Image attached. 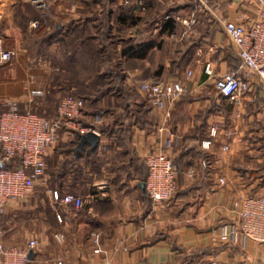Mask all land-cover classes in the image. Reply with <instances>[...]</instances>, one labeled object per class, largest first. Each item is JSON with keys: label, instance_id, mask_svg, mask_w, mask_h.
Segmentation results:
<instances>
[{"label": "crops", "instance_id": "obj_1", "mask_svg": "<svg viewBox=\"0 0 264 264\" xmlns=\"http://www.w3.org/2000/svg\"><path fill=\"white\" fill-rule=\"evenodd\" d=\"M62 1L65 5L55 7V12L62 15L75 16L84 7L82 0ZM187 2L147 0L145 8L135 11L140 17L132 23L114 20L116 28L125 33V39L143 44L139 52L118 55L123 44L114 43L117 57L123 61L125 86L144 98L137 89L139 81L160 76L181 77L189 69L190 74L183 79L185 92L171 102L162 99L156 106L146 100L128 102L132 109L123 118H113L107 112L91 113L81 96L84 105L81 122L89 126V123L105 125L110 132L95 126L93 131L98 139L94 150L88 151V144L84 143L83 152L76 157V175L64 172L60 181H56L55 166L60 160L71 163L70 153L59 146L74 134L59 132L44 152L45 206L35 207L38 197L29 193L22 198L7 199L0 214L5 246L22 244L23 236L35 237L36 245L27 258L29 264L105 259L112 264H207L209 259L217 264H240L243 257L264 264V243L241 235L236 240L218 237L221 223H236L232 200L248 193L264 194L259 183L264 161V149L259 143L263 121L256 117L252 125L241 124L240 113L231 114L230 100L218 95L212 79L202 71L206 60L216 75L230 68L228 52L236 58V47L222 30L220 21L222 18L248 21L254 14V0H206L202 11ZM116 4L122 3L116 0ZM0 8V19L4 21L0 38L5 47L14 50L9 60L0 63V111L7 107V100L13 99L19 111L37 109V113L49 116L62 92L48 81L53 67L51 56L26 40L29 29L37 25L31 27L29 21L37 19L30 18L22 28L13 22L16 0H0ZM192 11L194 22L183 24L182 19L188 18ZM168 27L184 30L178 36L168 31ZM56 44L52 41L49 48L57 57ZM171 60L176 61L172 68ZM238 75L248 77L240 72ZM33 87L42 93H29ZM254 88L253 101H258L264 92ZM251 94L248 91L241 107L236 109L242 111ZM113 100L112 96H102L98 105ZM116 113H123L120 106ZM95 116L98 118L94 119ZM210 125L216 126V133L204 149L199 141L207 136ZM221 143L227 145L222 151ZM156 151L168 155L179 170L175 191L166 199L152 202L143 185L144 157ZM188 167L193 168L190 176L185 173ZM217 175L223 176L222 183L216 181ZM48 188L80 195L81 206L73 208L52 200ZM90 231L98 235L97 252L92 251ZM54 232H61L62 239L56 240Z\"/></svg>", "mask_w": 264, "mask_h": 264}, {"label": "built area", "instance_id": "obj_2", "mask_svg": "<svg viewBox=\"0 0 264 264\" xmlns=\"http://www.w3.org/2000/svg\"><path fill=\"white\" fill-rule=\"evenodd\" d=\"M35 7L44 8L43 0H29ZM206 0H195V7ZM122 4L133 3L138 10L143 9L144 0H120ZM192 11L189 17L182 19L183 24L190 25L194 20ZM224 33L231 39L236 47L239 66L247 78H241L235 70L227 69L216 75L209 60L203 62L202 71L211 77L216 92L234 103H239V96L248 89L250 77L264 81V0H254V14L248 21H238L229 18L221 19ZM37 21L32 19L29 26L34 27ZM174 35V33H173ZM14 50L5 47L0 38V63L9 60ZM187 69L184 76L187 77ZM137 89L146 101L153 106L159 105L162 99L171 102L185 92V82L180 78L166 80H141ZM31 94H41L39 88H31ZM7 107L0 111V214L3 212L7 199H18L27 196L36 180L43 182L44 152L57 138L59 132L83 133L94 130L80 120L82 115V97L74 93H64L59 96L54 112L45 116L35 111L25 109L17 110L16 101L9 99ZM98 117L95 116L94 119ZM216 133V126L210 125L207 136L200 139L201 148L207 149ZM264 139V133H263ZM227 148L225 143L220 149ZM146 173L143 185L146 194L152 202L168 198L174 191V166L171 158L160 152L148 153L144 157ZM186 175L193 174V168L185 170ZM222 182V177H218ZM48 194L54 201L63 205L78 208L82 204L80 195L71 191L59 193L55 188H48ZM236 223L219 225L218 237L220 239L236 240L239 235L248 237L258 243H264V194L252 193L240 198L235 209ZM57 219L59 214H55ZM56 240L62 239L61 232H54ZM92 251L99 248L98 235L89 232ZM36 245L35 237L27 236L20 245L5 246L1 238L0 228V264H25L27 253ZM54 264H63L56 260ZM72 264H112L108 259L102 262L81 261ZM208 264H217L213 259ZM240 264H262L243 257Z\"/></svg>", "mask_w": 264, "mask_h": 264}, {"label": "trees", "instance_id": "obj_3", "mask_svg": "<svg viewBox=\"0 0 264 264\" xmlns=\"http://www.w3.org/2000/svg\"><path fill=\"white\" fill-rule=\"evenodd\" d=\"M43 1L45 7L37 8L31 2L23 3L22 0H17V17L22 28L30 18L37 19V25L29 33L26 40L29 44H34L38 51L48 53L51 56L53 67L48 75L49 84L59 88L62 93H74L85 98V107L91 113L101 115L107 112L111 113L113 118L117 116L123 118L126 112L132 109L128 106V102H144L146 100L123 83V61L117 57V52L114 49L116 41H121L123 44L118 55L119 53L133 54L139 52L143 47V44L134 43L130 38L125 39V33L114 25L115 19L124 24L126 22L132 23L140 17L139 14L135 13L138 9L133 3L119 6L116 4V0H82L83 9L75 16H70L55 12L57 4L65 5L62 0ZM193 2L195 0H188L187 4L192 6ZM146 6L147 0H144L143 8ZM167 30L170 31L172 28L168 27ZM52 41L57 43V57L49 48ZM146 45L147 43H144V46ZM236 59L239 63L237 53ZM169 63L172 68L176 61L171 60ZM231 69L235 70L237 74L239 72L244 74L239 64ZM102 96H112L114 100L112 103L106 102L103 105H98ZM119 106L123 113H116ZM81 109H84V105ZM89 124L91 128L97 126L103 127V130L107 129L102 124ZM112 131L115 132V130ZM107 132H110L109 129ZM79 134L75 132L71 139L59 146L60 150L70 153L71 163L60 160L61 163L55 166L54 179L56 181H60L64 172H72L73 175H76L75 172L78 170L75 162L76 157L83 152L82 148H75ZM87 150L92 151L94 148L87 147ZM172 163L176 187L179 166L176 162L172 161ZM50 172L52 174V170Z\"/></svg>", "mask_w": 264, "mask_h": 264}, {"label": "rangeland", "instance_id": "obj_4", "mask_svg": "<svg viewBox=\"0 0 264 264\" xmlns=\"http://www.w3.org/2000/svg\"><path fill=\"white\" fill-rule=\"evenodd\" d=\"M22 1H23V3H29L30 2L29 0H22ZM193 5H195V2H193ZM205 7H206V1H204L203 4H199L198 8H196V9H198L199 11H202V10H204ZM1 12H2V9L0 8V13ZM17 14H18V2L16 0V8H15V12H14V21L13 22H17L18 25H20L21 23H20V20L17 17ZM193 16H195V12H193ZM194 20H193V22H194ZM3 23H4V21L0 19V28H1V24H3ZM182 30H184L183 27H181V28H179V27L177 28L176 27L172 31L174 32V35L178 34V36H179V33L182 32ZM31 32H32V29H29L28 33H31ZM174 37H176V36H174ZM228 53H229V56L231 57V59L229 57V65H230V68L235 67L238 64L237 63V59L234 57V55L231 54L232 52L231 53L228 52ZM230 68H228V69H230ZM169 78H171V77H169ZM169 78H167L166 76H160V77H157L156 80H166V79H169ZM174 78H177V77H174ZM178 78L184 79L186 77L183 75V76L178 77ZM209 78L211 79V77H209ZM252 78H253V81L254 82L251 81L248 89L245 90L242 94H240V96H239V103H234V102L230 101V102H228V104H229L228 105V108H230V110L233 109V111H231V114L234 115V116H237V114L240 113V120L242 121L241 124L242 123H244V124L250 123L252 125V120L254 118H256V117H257V119H259V121H263L262 126H261V130H260V138H259L260 142L259 143H260L261 148L264 149V139H263V133H264V96L262 95V99H260L258 101H253V97H254L255 94L253 95V92H252L253 91V87H255L254 88L255 91L257 89H260L261 88L262 91L264 92V81L257 80L255 77H252ZM248 91L252 93L251 94L252 96H250V102H249V104L248 105H245V107H243L242 111H240L239 108H238L239 110L236 109L237 106L238 107H241V105L243 103L242 102L243 97H244V95ZM64 93H62V94H64ZM34 111L35 112H38L37 109H35ZM250 113H251L250 119H248V120L245 121V118H247ZM243 117H244V119H243ZM242 134H245V133L242 132ZM220 150L222 151V149H220ZM44 160L46 162L45 156H44ZM261 168H262V171L260 172L261 175H260V178H259V183L264 188V161H263V166ZM45 173H46V165L44 167V173H43V179L44 180H43V182H40V181L36 180L35 183H34V185H33L32 190H31V192L29 194V196L30 195H36L38 197L37 203L35 204L36 205L35 207H37V208H41V207H44L45 206V198H44V196L46 195V193H45V187H46V183H45ZM220 176L223 179V176L222 175H217L216 181L218 183H222L224 181V179H223L222 182H219L218 177H220ZM62 192L63 191H60V193H62ZM245 195H250V194L249 193L248 194H244L243 196H245ZM241 197L242 196H240V197L232 200V207H233L234 211L237 208V203H239ZM40 198H41V200H39ZM225 224H227V223H225ZM25 238L26 237L23 236V239H25Z\"/></svg>", "mask_w": 264, "mask_h": 264}, {"label": "water", "instance_id": "obj_5", "mask_svg": "<svg viewBox=\"0 0 264 264\" xmlns=\"http://www.w3.org/2000/svg\"><path fill=\"white\" fill-rule=\"evenodd\" d=\"M97 139L98 136L96 132H94L93 130H87L79 134L77 142L75 144V148H81L84 143L88 144L89 148H94L96 146ZM29 256L30 252L27 253L26 257L28 258ZM25 264H29L28 261H26Z\"/></svg>", "mask_w": 264, "mask_h": 264}]
</instances>
